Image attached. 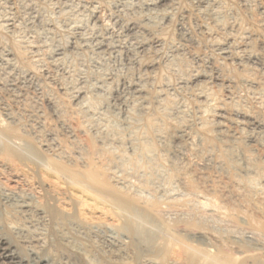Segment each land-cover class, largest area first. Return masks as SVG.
<instances>
[{
  "label": "rangeland",
  "instance_id": "rangeland-1",
  "mask_svg": "<svg viewBox=\"0 0 264 264\" xmlns=\"http://www.w3.org/2000/svg\"><path fill=\"white\" fill-rule=\"evenodd\" d=\"M232 110L244 115L239 127L227 123L236 119ZM0 111V144L42 168L37 185L29 181L30 165L0 169V198L9 197L0 200V233L20 257L33 251L51 264H74L55 261L48 247L55 241L87 251L82 229L69 228L71 235L35 208L40 195L60 197L49 212L80 225L69 209L94 202L68 182L90 175L136 194L142 206L155 202L160 212H170L172 224L184 218L222 240L232 238L234 247L264 250V211L254 203L263 197V177L237 178L235 187L251 197L241 204L233 183L209 194L198 182L181 180L192 176L199 160L171 161L165 152L176 127L189 124L198 140L223 113L225 127L242 129L240 141L246 135L264 139V0H0ZM248 145L261 164L260 148ZM52 160L63 167V185L49 170ZM19 197L34 210L15 208ZM100 211L86 212L92 231L119 225ZM98 244L92 238L89 245L100 251ZM85 260L97 264L94 257Z\"/></svg>",
  "mask_w": 264,
  "mask_h": 264
},
{
  "label": "bare ground",
  "instance_id": "bare-ground-1",
  "mask_svg": "<svg viewBox=\"0 0 264 264\" xmlns=\"http://www.w3.org/2000/svg\"><path fill=\"white\" fill-rule=\"evenodd\" d=\"M162 1L165 0H157V3H160ZM223 114L218 115V118L220 119V121L218 120L219 122L218 121L217 123L214 122L215 124L212 125H210L211 123L209 124L212 127L210 131H208V137L205 136L203 137L204 139L199 137V139L197 140L196 138L197 136H195V134L192 132V128L190 127L189 124H188L189 126L185 125V126L176 127L171 135L172 147L170 148V150L165 152H167L168 157L171 159V161H181L187 155L192 156V158L194 157L199 160V162L197 160L198 162L197 164L194 162L196 165L194 166L192 176L182 174L180 178L181 180L186 181L189 179L188 181L191 182L196 181L195 183L198 182V185H201L200 187H202L201 189H204L209 194H214L217 191H219L220 187L223 186L227 188L228 187V186L226 187L227 184H229L230 186V183H233L234 188H236L235 190L233 189L234 190L233 197H235V199L241 204H245L248 203V200L250 202L251 197H249L248 191L246 190L245 187L242 186L235 187V184L237 181L239 182V180L242 178L243 179L247 178V180L248 178L250 179V177L253 176H260V178L261 177L264 178V139H261L263 137L257 139L256 137L246 135L244 137L245 139L240 141L238 137V133L240 134L242 132L241 131L242 129L238 128L240 132L236 133L235 132L236 130H231L225 127L221 123V120L222 121L227 120L225 119V116H223ZM233 114L236 117V119L235 120L233 119V121L227 120V123H229V125L235 124L236 126L239 127V125L242 123L239 121V118L244 117V115L241 114L240 112H237L236 110L233 111ZM242 119L241 121L245 120ZM249 125L254 127V126H258L259 123L256 121L253 123H249ZM147 127L152 129L150 124H148ZM254 129H256V127ZM6 131L7 133L13 132L12 129H7ZM151 140L154 141V139ZM159 140L161 142L166 143L165 142L166 139L163 140L162 138H159ZM251 143L252 144L254 143L255 146L260 148L259 151L260 153H258L260 154V156L258 155L257 158H261V160H263L261 164L260 162H257L251 155L252 151L254 152V149L251 150L252 145L251 147L248 145ZM150 149L151 152L152 146L150 147ZM139 155L140 154H138V156ZM120 161L122 162V160ZM6 165L9 166L10 168H13V170L16 171L20 170V168L24 169V167L26 168L28 165H30L32 166V173H31L32 176L30 177L31 180L25 174L27 177L26 179L29 178V181H32V183H36V185L38 182H40L39 177L41 176H39L38 174L42 171V168L39 170L38 169V167H40L39 165L37 167L32 162V160L28 158V156H25L22 152H20L19 149H16L12 146L1 145L0 169H4L2 170L4 171L3 173H8L5 172ZM49 165L52 166V168L49 170L53 172L54 175L58 176V177L54 176V178H56L55 180H57L56 183L58 185L62 183L63 185L64 182H62L59 179V174L62 173L63 171V167L61 166V164L58 161L52 160ZM45 174L47 173L45 172ZM100 177L101 176L98 175H90L88 178L86 179L84 178V180L80 182L78 181V179L76 180L75 178H69L71 182L68 183L71 184L72 186L71 188L73 187L78 188L82 186L83 188H80L82 189V192L80 193H82L83 196L87 195L85 197L89 198L91 201L94 202L93 205L92 204L89 205L87 203L88 200L87 199L85 201H82L80 205L78 204L81 207L79 209L77 207L78 210H76V208L74 207L69 209L70 211H68V213L71 212L72 216H78V215L80 216V218L82 219L80 225L77 223L76 224L73 223L72 220H67L55 216L49 212L48 210L49 205H53L57 202L61 203L59 201L60 197H56L53 195L48 196L46 194L40 195L41 205L38 206L39 205L38 204L37 205L38 207L35 208L38 214L45 215V217L49 218L50 224L57 225L59 229H63L64 231H67V233L69 234H71L70 230L71 229L73 230L74 229L73 227L76 225L77 228L79 227L80 229L83 230V233L85 234L84 236H86L85 238L82 237L80 238V241L82 243H88L89 245L91 239L93 238L94 240L95 239L97 240V243H99L101 247V250L99 251V249L97 250L93 246L87 245L86 247L88 248L87 251L83 249V253H81L69 248L68 245L62 244V242L59 241L51 242L49 243L48 247L52 248V251H54L53 253L55 254V261L60 262L62 258H66L67 260H72L74 264H89L91 262L88 261L89 262L88 263L85 260V258L88 257L92 260V258L94 257L97 260L96 262L97 264H258L257 256L264 255L263 252L264 250L260 247L254 246L247 249L245 248V246L234 247L235 245L234 243H236V241H233L232 238H228V239L225 238L222 240L220 239L221 237H219L220 235L211 234L208 230L209 227L206 228L202 226H194L187 219L180 218L177 222L174 221L175 223L172 224L171 221L167 220V217L170 215V212L169 213H165L164 211L160 212L155 202H148L145 204V206H142L141 199L136 197L135 196L136 194L132 196L127 193H124L120 191L116 186L111 184L108 181L109 179L108 180L101 179ZM237 178L240 179L238 180ZM245 186L248 187L247 185ZM61 194L58 193L57 195L61 196ZM262 195L263 197H261L259 200L258 199L255 200L257 201V203L256 202L254 203L258 204L259 207H262L261 209L262 211H264L263 210L264 193H262ZM8 199H9L8 196H3V198H0L2 202L7 201ZM19 199L20 200L16 201L15 202L16 204H14L15 208L17 207L23 212L34 210V206L32 207V205L28 204L27 199H25L24 197H19ZM96 210L104 211L105 216L113 217L112 220L114 219V221L116 223H119V225L111 226V227L103 226V228H101L103 230H101L100 232H95L94 230L92 231V229L89 226H87L86 225L87 223L85 222L91 220V217L90 218L86 217L88 216L86 212L88 211L90 215L91 212H95ZM12 219L15 218L13 217ZM6 220L8 221L9 218H7ZM177 224H180L182 229L179 230L178 229L179 227L177 228L178 230L175 229V226ZM108 228H112L109 229L112 232H109ZM76 234L79 233H77L76 231ZM14 248L16 247H14L12 242L7 240V237H5L2 233H0V264H51V260L41 257V255L33 251H31V254L29 253L30 255L27 254V257H20L19 252H17L16 249ZM234 249L237 250V252H234L233 251ZM45 255L46 254H44V256Z\"/></svg>",
  "mask_w": 264,
  "mask_h": 264
}]
</instances>
